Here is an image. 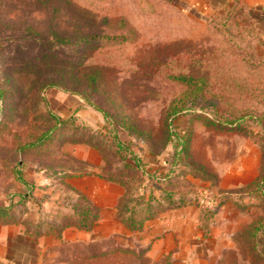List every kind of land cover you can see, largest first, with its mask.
<instances>
[{
	"label": "rangeland",
	"instance_id": "rangeland-1",
	"mask_svg": "<svg viewBox=\"0 0 264 264\" xmlns=\"http://www.w3.org/2000/svg\"><path fill=\"white\" fill-rule=\"evenodd\" d=\"M41 2L0 0V206L11 203L16 217L0 223V262L36 263L39 256L34 238L25 235L27 222L47 219L53 212L63 214L69 205L70 194L54 186L48 192V186L36 185L32 180L36 173H51V168L58 172L68 165L91 173L74 155V146L89 147L75 141V129L86 127L91 133L103 134L107 141H111L108 131L116 129L127 150L114 154L113 145L104 150L107 169L115 174L126 173L122 165L134 156L145 172L165 173L176 151L166 130L167 113L174 105L178 113L171 125L185 131L184 139L192 149L176 166L174 182L179 187L173 190L189 191V206L197 208L202 222L203 203H209L206 208L210 209L206 214L209 240L204 244L198 233L190 231L196 243L191 244L187 236L181 244L183 252L197 254L211 248L213 264H264V228L259 234L258 255H254L250 235L254 226L264 224V36L251 34V21H240L244 25L240 32L238 22L223 21L221 11L214 16H195L179 0H62L66 5L56 14L57 31L70 34L73 18L78 17L84 31L96 28L114 35L121 32L119 18H123L133 34L108 46L81 44L77 52L70 43L54 47L46 52L45 64L50 65L44 64L39 75L34 59L40 45L50 38L49 15ZM87 19L94 23L87 25ZM28 25L38 36L28 31ZM95 68L101 78L97 91L88 92L87 102L98 105L106 117L84 105L100 115L97 127L73 116L64 131L53 133L38 148L26 146L55 124L49 112L56 114L52 107L60 105L55 99L61 92L57 88L46 89L43 101L39 100L38 81L62 69L65 81L85 90L86 76ZM178 76L189 77L191 82L177 80ZM242 118L243 125L235 130L214 123ZM128 125L137 131L131 133ZM192 155L207 166L210 175L217 176L216 182L194 176L202 170L195 171ZM233 173L249 182L220 189V175L230 179ZM49 183L53 181L49 179ZM151 189L149 193L160 195ZM168 210L172 209L160 216ZM115 237L133 253L114 252L69 264H172V252L178 248L171 244L169 255L151 257L147 256L151 244L141 246L139 232L119 231L106 245ZM57 257L44 264H60V255Z\"/></svg>",
	"mask_w": 264,
	"mask_h": 264
},
{
	"label": "trees",
	"instance_id": "trees-1",
	"mask_svg": "<svg viewBox=\"0 0 264 264\" xmlns=\"http://www.w3.org/2000/svg\"><path fill=\"white\" fill-rule=\"evenodd\" d=\"M41 3L46 7L47 15H49L47 30L50 38H47L46 40L47 46L46 44L40 45L42 47L41 49H39L40 53L34 59L36 61L34 67H36L35 69H37L39 75L41 74V72H43L42 66H44L46 58L49 57L46 52L48 50L52 51L50 49H53L54 47H60L61 44L70 43L74 47V51L77 52L81 44H87L89 46H108L126 41L133 34L131 29L126 26L123 18H119V28L121 32L111 35L106 32H100L96 28H92L91 26V31H84V24L80 23V20H78V17L76 16V18H73V23L71 25L72 30L69 31L70 34H67L61 30L57 31L58 29L55 23L56 14L59 12L61 13L63 11V7L66 4L62 2V0H60L59 2L42 0ZM222 19L223 21L229 22L236 20L238 22L240 32H243L244 30V25L241 24L242 22L240 23V21H250L248 19L241 18V16L236 13L235 7L232 9L231 13L226 14V16H222ZM87 21V25H90V23H94L93 19H87ZM248 24L250 25L249 28L251 27V34L255 35L251 23ZM27 29L28 31L32 32V34L38 36V33L34 30V27L28 25ZM21 39L23 40V38ZM35 41H38L37 38H35ZM40 64L41 66L39 67ZM48 65L50 64L48 63L44 67H47ZM61 73L62 69L58 70V72L54 70L52 72V75H47L44 79L38 81L36 92L39 100L43 101V91L48 88H57L63 93L78 97L84 105H91L94 109L102 112L104 114V117H106L107 113L99 108L98 105L87 102L90 99L88 92L94 93L97 91V82L98 79L101 78V73L98 68H95L90 74L86 76L85 90L81 88L79 89L77 84L70 85L67 81H65V78L61 76ZM177 80H180L184 83L191 82V79L186 76H178ZM177 113L178 110L176 109V107L174 105L170 106L169 112L167 113L168 120L166 123V130L168 133V140L170 141L171 139L176 151L174 156L171 158V161L169 162L170 169L168 170V172L160 174H150L148 172H145L140 161L136 159L135 156L132 157V164L129 161L130 163L126 162V164L122 165L124 170L127 171L126 173L115 174L113 173V171H109L107 169L106 165H108V161L105 158V149H108L113 145V147L115 148L114 154L121 153L122 151L127 150L124 143H122L118 139V133L116 129L113 131H108L109 135L111 136V141H107V137L103 134L91 133L86 127L77 128L75 129V133H72L76 136L75 141L77 143L88 145L89 147L95 149L100 155L103 165L97 176L109 182H114L122 186L123 194L118 200L115 216L118 221L124 226V228H126L130 232H140L143 229L145 222L157 218L164 210L182 208L191 204L190 199L187 196V193L189 191L186 190L183 192L181 191L180 193H176L173 190L179 187V184L174 182L177 177L176 166L180 165L179 163L181 158H188L187 151L190 147L192 149V146L189 147V145H187L189 144V142L187 143V140L184 139L185 131L176 130L171 125ZM49 115L55 124H53V126L49 129L43 131V133L35 141H33V143H30L26 146L38 148V146H40L47 137H51L53 133L64 131V128L66 127V125H68L67 123L73 122L74 119L73 115L66 119L59 118L56 114L51 112H49ZM244 120V118L234 121L218 119L214 121V123L217 124V126H219L220 128L235 130L243 125ZM128 126L131 133H135L137 131V129H135L131 125ZM119 130H125V128H123V126H119ZM18 150H22V148L20 147V149ZM191 160L193 165L195 166V171L196 168L202 170V174L194 172V176H200L204 178L203 180L212 179L213 182H216L217 176L210 175L207 170V166L203 162L199 161L193 155ZM82 163L87 168V164L83 161ZM72 166L73 165H68L58 172H56L57 169L49 168L51 170V173H43L44 176L53 181V183H50L51 187H57L62 193L68 194V190L72 189H70L65 183V180L67 178L90 174L89 170L77 171ZM130 173L133 175L130 176ZM150 189H156V191L160 195H158L157 197L154 196L152 193H149ZM256 189L257 191L259 190L258 185ZM225 193L227 194V192ZM23 196L21 197L22 201H24ZM69 201L70 202L68 206L70 207V213L58 214L53 212L50 214L49 218L37 221L36 223L28 221L30 222H27L30 229L28 228L25 230V235L35 239L49 234H52L55 237H60L62 231L66 228H76L83 231L91 230L99 218V209L94 204H92V202L86 196L82 194H76L72 197L70 196ZM208 204L203 203V207L201 208V217H204V221L202 222L200 218L198 219L199 227L203 232L204 237H207V233L209 231V225L207 223L208 216L206 215L208 212H210V209L206 208L208 207ZM212 205L213 202L210 203V206ZM13 207L14 206L11 203L0 206V223L13 221L16 218ZM262 228H264V224H258L252 228V232L250 234L252 237L254 255H258L256 250H258L257 245L261 244V236L259 234ZM116 251H118V248L112 249V252ZM120 251L124 253H133V251H130L128 249ZM109 252L112 253L111 251ZM99 255L103 256L104 254L102 253ZM136 256L139 257V253H136ZM0 264L2 263L0 262Z\"/></svg>",
	"mask_w": 264,
	"mask_h": 264
},
{
	"label": "crops",
	"instance_id": "crops-1",
	"mask_svg": "<svg viewBox=\"0 0 264 264\" xmlns=\"http://www.w3.org/2000/svg\"><path fill=\"white\" fill-rule=\"evenodd\" d=\"M179 3L187 11L190 10L188 13H193L195 16L200 14L199 17L214 16L219 13L226 16L235 7L236 13L241 18L252 22L255 33L264 36V0H179ZM55 99L59 100L60 105L52 107V109L60 118L66 119L73 115L90 127L98 126L100 115H97L91 108L84 106L78 97L58 92ZM73 148L75 150L74 155L87 164L91 173L67 178L65 183L72 189L68 190V194L71 197L76 194L86 196L99 209V218L89 231L66 228L62 231L60 237L46 235L33 239L38 256H46L44 260L38 257L37 262L34 264L57 261L58 255H60V264H69L71 260L76 259H100L104 255L114 253L112 249L116 248H118V251H116L118 253L124 249L131 250L130 246L125 245L121 239L116 237L113 238L114 241L111 245H106L107 239L119 231L132 233L126 230L115 216L118 200L123 194L122 186L97 176L103 165L97 151L84 145H77ZM232 172H234V169ZM230 176V179H225L220 175L218 182L220 189L238 188L249 182V179H245L238 173H233ZM32 180L36 185L48 186V192L54 189V187L49 186V179L42 173H36ZM66 207L64 213L68 214L70 213V207ZM190 231L195 234L198 233L204 244L209 240V238L204 237L203 232L200 230L195 206L174 208L153 220L145 222L143 229L139 232L141 238L138 242L141 246L145 245V247L151 244L150 250L147 252V256L151 257L167 254L171 244L174 247L176 243L178 248L172 252V264H213L215 256L211 248H209V251L205 249V251L197 254L183 252L181 244L187 236L191 244L196 243L195 238L189 235ZM21 238H24V236L22 235ZM102 253L103 256L99 255Z\"/></svg>",
	"mask_w": 264,
	"mask_h": 264
}]
</instances>
